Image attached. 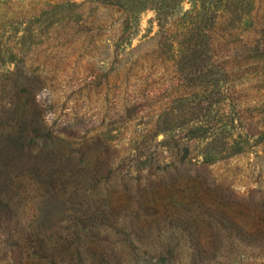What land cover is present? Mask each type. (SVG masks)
Segmentation results:
<instances>
[{
    "label": "rangeland",
    "instance_id": "obj_1",
    "mask_svg": "<svg viewBox=\"0 0 264 264\" xmlns=\"http://www.w3.org/2000/svg\"><path fill=\"white\" fill-rule=\"evenodd\" d=\"M158 1L0 0V74L14 69L8 61L10 53L15 54L14 63H26L30 73L46 77L51 72L65 89L79 82L82 62L84 72L92 67L95 71H110V61L122 70L131 54L139 56L135 60L141 61L139 70L153 71L151 62H145L152 60L142 59L141 55L146 51L145 37H155V44L158 42L154 10ZM189 1L181 5L184 10L190 8ZM244 1L264 6V0ZM253 19L255 26L242 25L233 34L239 51L253 41V59H218L231 76L232 95L245 101L247 94L257 93L260 83L264 84V14ZM249 27L252 32H246ZM225 40H229L228 35ZM226 51L228 45L223 42L222 52ZM157 68L151 78L159 91L166 76L164 68ZM103 87L96 96L91 94L93 88H87L76 108L72 124L82 133L93 130L103 102L117 96L113 95L117 91L112 83ZM165 87L149 98L134 95V101L139 100V107L144 109L143 125L154 116L153 107L167 103ZM125 92L124 97L120 96L128 102L131 98ZM142 130L141 127L136 135H129L123 124L111 131L116 155L125 163H120L114 181L105 178L96 190L88 183L86 161L79 159L58 162L61 171L55 177L19 173L0 178V193L9 195L12 211L11 239L18 241L26 264H191L189 257L200 241L212 255L195 264H264V248H259L262 242L252 239L243 243L230 228L210 223L212 209L199 207L196 201L197 195L204 196L203 188L180 181L174 188L163 189L158 187L160 179L152 169L148 174L144 172L150 164L147 161L168 155H163L162 135L153 139L152 134ZM254 134L252 146L245 144L240 154L209 166L227 194L231 191L237 196L252 197L255 205L262 204L257 207L261 210L252 214L240 209L233 213L246 225L264 220V127ZM143 136L147 148L141 151V160L135 162L131 160V150ZM196 153L192 150L188 160ZM202 159L197 157L194 162L199 165ZM136 212L140 215L138 222ZM0 232V249L4 250L7 236L3 229ZM0 257L4 252L0 251Z\"/></svg>",
    "mask_w": 264,
    "mask_h": 264
},
{
    "label": "trees",
    "instance_id": "obj_2",
    "mask_svg": "<svg viewBox=\"0 0 264 264\" xmlns=\"http://www.w3.org/2000/svg\"><path fill=\"white\" fill-rule=\"evenodd\" d=\"M183 2L159 0L155 4L158 42L155 44V37H145L143 43L146 51L141 58L151 59L145 62H151L154 70L165 69L166 80L162 79L164 83L159 91L151 78L154 70L148 73L139 70L141 61H135L139 56L129 54L131 59L122 70L118 69L119 64L110 61L113 66L110 71H95L92 67L84 72L86 67L82 62L79 82L65 89L51 72L46 77L30 73L28 65L14 63L15 54L10 53L8 61L14 69L0 74V144L3 145H0V178L19 173L55 177L61 171L58 162L79 159L86 161L88 183L96 190L105 178L114 181L120 163H125L116 155L118 150L111 142V131L125 124L129 135L134 136L142 127V132L152 134L153 139L163 136V155L166 153L168 157L155 160L156 164L153 159L147 161L150 164L144 171L147 174L151 169L154 171L160 179L158 187L170 189L184 181L187 186L203 188L204 196L197 195L196 201L201 204L199 207L212 209L210 223L230 228L243 243L248 244L252 239L258 244L262 242L259 248L263 249L264 220L246 225L233 216L239 209L246 213L259 211L257 207L261 208L262 204L255 205L252 197L237 196L231 191L227 194L210 173L209 166L240 154L245 144L252 146L254 132L264 127V84L260 83L257 93L247 94L246 101L237 98L229 85L231 76L225 64L218 60L236 56L253 59V41L239 51L233 34L242 25L255 26L253 18L264 14V6L244 0H190V8L184 10ZM251 28L246 32H252ZM152 42L154 45L147 48ZM223 42L228 45L226 53L222 52ZM256 52L260 55L259 50ZM110 83L117 91L113 95L117 96L112 100L109 96L103 102L93 130L82 133L72 122L76 121L73 117L84 92L96 86L91 93L96 96ZM118 85L121 89L116 88ZM164 87L167 103L153 107L154 116L143 125L144 109L139 107V100L134 101V95L149 98ZM125 90L131 98L128 102L123 99ZM147 143L146 136L140 137L131 150L134 154L131 160H141V151L147 148ZM192 150L197 153L188 160ZM197 157L203 158L199 165L194 162ZM8 198V194L0 193V230L5 232L8 243L3 245L5 251L0 249L4 252L0 263L26 264L18 241L11 239L12 211ZM134 215L138 222L139 213ZM257 245L253 242L254 248ZM210 255L211 249L200 241L189 261L195 264Z\"/></svg>",
    "mask_w": 264,
    "mask_h": 264
}]
</instances>
